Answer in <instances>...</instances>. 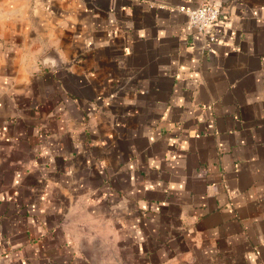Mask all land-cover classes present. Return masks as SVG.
Listing matches in <instances>:
<instances>
[{
	"label": "crops",
	"instance_id": "1",
	"mask_svg": "<svg viewBox=\"0 0 264 264\" xmlns=\"http://www.w3.org/2000/svg\"><path fill=\"white\" fill-rule=\"evenodd\" d=\"M0 0V264H264V0Z\"/></svg>",
	"mask_w": 264,
	"mask_h": 264
},
{
	"label": "built area",
	"instance_id": "2",
	"mask_svg": "<svg viewBox=\"0 0 264 264\" xmlns=\"http://www.w3.org/2000/svg\"><path fill=\"white\" fill-rule=\"evenodd\" d=\"M178 9L185 15L188 28H192L200 34H205L207 39L212 41L213 37L206 33L222 17L219 5L212 0H203L195 8L181 6Z\"/></svg>",
	"mask_w": 264,
	"mask_h": 264
}]
</instances>
